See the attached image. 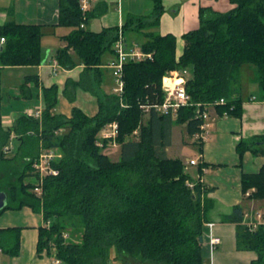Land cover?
<instances>
[{
	"label": "trees",
	"instance_id": "16d2710c",
	"mask_svg": "<svg viewBox=\"0 0 264 264\" xmlns=\"http://www.w3.org/2000/svg\"><path fill=\"white\" fill-rule=\"evenodd\" d=\"M151 1L149 16L129 18L121 29L124 35L147 30L140 48L152 58L124 65L123 93L117 96L102 91L100 66L106 53H114L118 27L91 31L89 20L106 11L103 5L83 19L79 0H59L58 26L69 33L62 37L66 46L56 51L55 59L63 69L83 66L77 81L66 80L62 94L73 102L77 89L94 93L97 113L92 117L78 108H72L70 117L54 113L58 86L53 84L42 89L40 120L22 114L11 127L2 128V68L35 67L44 54L40 26L6 22L0 27L5 40L0 51V187L13 193L6 209L26 206L40 214L45 226L38 229L37 253L54 248L61 264H205L199 238L208 210L202 196L208 191L185 173L181 160L166 157L163 149L170 144L173 124H184L190 137L199 133L202 122L195 117L196 106L180 108L176 117L152 109L143 123L140 105L161 101L160 85L167 71L185 75V90L193 104L225 99V105L215 106L218 116L241 117L243 66L252 69L264 92V0H230L234 8L225 13L201 8L198 28L182 35L179 58L173 35L148 31L158 26L163 12L162 0ZM88 81L96 83V91L87 86ZM21 87L24 92L25 84ZM111 122L118 124L116 161L96 144L99 131ZM12 133L18 141L16 154L5 159L3 148ZM134 134L137 139L131 140ZM261 139L264 142V136ZM202 142L193 145L201 150ZM250 143L255 141L237 145L240 158ZM42 148L55 149L61 157L53 163L58 175L46 177L42 196L36 197L32 188L38 179L31 164ZM260 148L264 152V146ZM18 158L23 162L19 169L11 166ZM205 167L199 164L198 172ZM16 175L18 185L8 184ZM241 189L246 200H264V165L256 173L241 175ZM242 216L240 206L229 216L236 224V248L256 253L250 264H264V227L249 232L241 225ZM17 229H8L16 238L12 247L0 243L12 255L17 253Z\"/></svg>",
	"mask_w": 264,
	"mask_h": 264
},
{
	"label": "crops",
	"instance_id": "0c3cea01",
	"mask_svg": "<svg viewBox=\"0 0 264 264\" xmlns=\"http://www.w3.org/2000/svg\"><path fill=\"white\" fill-rule=\"evenodd\" d=\"M100 5H103L102 8H106V11L100 16L91 18L87 26L89 30L94 32H98L103 28L122 26L129 18L149 16L153 10L151 0H91L89 11L94 8L99 9L98 6ZM162 7L163 12L158 26L148 31H153L162 36L173 35L176 38L175 57L179 58L184 48L182 35L198 28L199 10L201 8L225 13L234 8V5L231 4L230 0H162ZM58 10L59 0H0V27L6 22L40 26L42 32L40 44L44 54L43 61L38 66L2 68V73L7 69H12L11 71L15 73H24V78L19 80L14 89L9 90V92L13 90L14 92L9 94L6 91L8 92V94L5 93L6 98L8 100L22 98L31 101L34 108L30 107L25 110L23 114L26 115L36 107H43L42 89L55 84L58 86V102L54 113L70 117L72 108H78L87 116L92 117L97 113V106L94 104V110L91 106L88 108L84 106L86 99L83 97L84 92H81L82 89L76 90L73 102L68 101L62 94L66 80L77 81L83 66L78 65L71 70L60 67L55 74L51 73V60L55 59L57 50L66 46V42L62 37L69 33L68 28L58 26ZM146 31L136 32L131 30L127 32L125 34L126 43L129 46L137 44L135 37L140 34L145 38L144 32ZM3 44L4 42L0 40V51ZM108 56L109 59L105 60L100 66V69L104 71L103 82L106 76L111 79L110 81H113L110 70L105 67L111 59V54H108ZM250 71V82L259 91V94L256 97L251 95L245 101L242 100L241 117H216L209 128L206 139L202 142L201 150L194 145L199 155L196 158H177L183 164L186 163V166L184 164L185 173L192 180L199 181L203 189L208 191L202 196L208 207L201 242L205 264H250L251 261L256 259V253L253 251L237 250L236 224L229 219L233 208L236 206H240L243 212L251 209H264V200H246L241 189V175L243 173H256L264 165V152L260 151V147L264 146L261 139L264 136V92L254 81L252 69ZM23 84H25V87H23L24 92L21 90ZM105 85V83L102 85L103 91L108 94L112 93L114 87L111 86V89L105 90ZM241 86L240 77V92ZM1 90L4 92L3 88ZM95 103L97 104L96 101ZM15 120L12 117L4 118L1 114L2 128L11 127ZM252 139L255 143H250V148L245 150L240 158L236 151L237 145L240 142H249ZM13 140L16 142V150L18 141L13 133L10 136V142L6 146L11 147ZM254 150L257 153H254ZM10 151H14V149L11 147ZM191 159H198V165L206 164L201 173L197 170L198 165L191 166L187 164V161ZM22 208H7L5 211L0 212V215L3 216L2 214L8 210L20 211ZM27 221L29 222L0 224V242L8 248L12 247L16 241V238L12 237L8 229L18 228L17 253L12 255L0 248V264H49L51 254L47 252L37 253L38 229L40 226L45 225H38L33 218L27 219ZM210 237L220 238V245L215 247L214 250L209 245Z\"/></svg>",
	"mask_w": 264,
	"mask_h": 264
},
{
	"label": "built area",
	"instance_id": "2783aa9c",
	"mask_svg": "<svg viewBox=\"0 0 264 264\" xmlns=\"http://www.w3.org/2000/svg\"><path fill=\"white\" fill-rule=\"evenodd\" d=\"M91 0H79V6L82 11L83 19L86 18V13L89 12ZM84 28V24L80 25ZM1 42H4L2 37ZM112 49L114 53L111 55V59L105 67L110 70L113 81L114 89L113 93L117 96H121L123 93V69L127 62H140L144 60H151L152 53H144L140 46L133 44L129 46L126 43L125 35L122 32L121 26L118 27L117 39L115 40ZM50 67L52 68V74L60 69L56 59L51 60ZM173 74V73H172ZM186 77L178 72L174 75H164L161 80L160 91L162 94V99L160 102H149V104L140 105L141 111L144 116H147L150 110H154L160 115L170 114L172 117H176L177 111L182 107L196 106L195 117L201 119V125L199 126V133L194 135L195 141H203L206 139L209 133V128L212 122L218 115L216 114L215 106L225 105L226 100L221 98L218 101L210 104H193L190 97L185 90ZM147 100V98H146ZM43 107H36L33 111L26 113L27 116L40 120L42 116ZM223 116H227L226 113ZM118 135V124L116 122H111L106 124L98 133L96 144L107 153L109 147H116L118 144L116 142V137ZM104 141L106 144L104 146ZM108 147V148H107ZM107 148V149H106ZM5 153H9L11 150L10 146H6L4 149ZM61 154L57 153L55 149H41L38 157L32 161L31 169L32 173L38 179V183L32 188V193L36 197L42 196V184L46 177L56 176L59 170L53 166L58 159H60ZM198 159H191L187 161L188 165H198ZM189 187L193 186V183L188 182ZM241 224L244 225L249 232L256 231L259 227H264V209H251L249 211L243 212ZM48 226V222L46 223ZM64 238H67V234H63ZM210 244L212 246L220 245L219 237H210ZM42 252H47L51 254L49 256V264H61L60 260L56 257V250L51 248L50 251L43 250Z\"/></svg>",
	"mask_w": 264,
	"mask_h": 264
},
{
	"label": "rangeland",
	"instance_id": "374dc122",
	"mask_svg": "<svg viewBox=\"0 0 264 264\" xmlns=\"http://www.w3.org/2000/svg\"><path fill=\"white\" fill-rule=\"evenodd\" d=\"M67 30H65V31H67ZM135 39L137 41V44L140 46L142 43L145 42V38H143L140 34L137 37H135ZM108 59H109V56H108V53H106L103 56L102 61L104 62L105 60H108ZM11 70L12 69H7L6 71H3V73H2L1 88H3L4 92H1V93L2 94L4 93V96H3V100H2L1 114L4 118L12 117L14 120L20 114L22 115L25 110H28V108L33 107L34 105H33V103H31V101H28V100H25L22 98L13 99V100H10V99L8 100L6 98V94H8L9 90H11L12 88L14 89V86H16L18 84L19 80L20 79L22 80L24 78V73L22 74V73H19L17 71H16L17 73H15ZM175 72H177V71H167L165 73V75L171 76V75H174ZM179 74H181V73H179ZM186 74L188 76L189 72H187ZM240 74H241L240 77H241V85H242L241 86V99L243 101H245L251 95L252 96L254 95L256 97L259 94V91L254 86H252V84L250 82V77H251L250 69H248L247 66H244L241 68ZM252 76L254 77L253 72H252ZM110 80L111 79H109V77L106 76L105 81L102 82V84H101V88H102L103 83L106 84L105 90L111 89L112 87H115L114 81H110ZM88 84H89V86L92 87L93 91L97 90L96 89V83H94L93 81H91V82L88 81L87 86H88ZM6 91H8V92H6ZM102 91H103V88H102ZM11 92H14V90ZM11 92H9V94H11ZM81 92H84L83 97L86 99V101H85L86 104L84 106L86 108L91 106L92 110H94V104L97 106V104L95 103V101L97 102V98L95 96H93L94 93L92 94V93L88 92V94H87V91H83V90ZM104 93L108 94L106 92H104ZM112 93H113V91H112ZM60 100L62 101V99H60ZM58 107H59V104H58ZM146 121H147V116L143 115L142 122L146 123ZM185 130L186 129H185L184 124L183 125H181V124H173L172 125V128L170 130V140H171L170 144L163 148L166 157H168V158H179L180 157L181 159H183L185 157L196 158L199 155L197 148L192 144L194 142V137L193 136L190 137L186 133ZM136 136H137V134L136 135L134 134L133 136H131L130 139L136 140L137 139ZM15 144H16V142L13 140V144H11V147L14 149V151H9V153H5L3 150V154H4L3 157L5 159H7L8 157H14L15 156V154H16ZM102 153H104V150H102ZM119 154H120L119 145H117L116 147H114V146L109 147L107 149V153H106V155L110 159L115 160V161L118 159ZM22 163L23 162L21 161V159L18 158L14 162L11 163V166H15L16 168L19 169V167L22 165ZM184 164L186 166V163H184ZM31 181H33V180H31ZM17 182L18 181H17V175H16L11 179L10 184L12 186H16V185H18ZM6 189L8 190V188H6ZM11 194L13 195V193H11ZM2 215L3 216L0 215V224H20V223H24V222L27 223V222H29V221H27V219H31V218H33L34 221H36V223L38 225H44L45 224L42 221L40 214L34 213L29 207H26V206H24L22 208V210H20V211L8 210L6 213H4ZM209 245H210L211 249H213V250L215 247L218 246V245L212 246L210 244V239H209ZM112 264H114V263H112ZM206 264H210V263H206Z\"/></svg>",
	"mask_w": 264,
	"mask_h": 264
},
{
	"label": "flooded vegetation",
	"instance_id": "af4514ba",
	"mask_svg": "<svg viewBox=\"0 0 264 264\" xmlns=\"http://www.w3.org/2000/svg\"><path fill=\"white\" fill-rule=\"evenodd\" d=\"M21 171H23V170H21ZM22 173V172H21ZM26 173H28V172H26ZM19 178H20V176H18L17 175V181L19 182ZM28 179V178H27ZM7 183L8 184H10L11 183V180L10 181H7ZM4 188H6V186L5 187H0V192H2V193H4L5 195H6V203H7V207H8V203H9V201L11 200V196H12V194H11V192H9V190H7V189H4ZM3 211H5V209L3 210ZM2 212V211H1Z\"/></svg>",
	"mask_w": 264,
	"mask_h": 264
},
{
	"label": "water",
	"instance_id": "95a60500",
	"mask_svg": "<svg viewBox=\"0 0 264 264\" xmlns=\"http://www.w3.org/2000/svg\"><path fill=\"white\" fill-rule=\"evenodd\" d=\"M6 207H7L6 195L0 192V212L6 209ZM199 241L202 242V237L199 238Z\"/></svg>",
	"mask_w": 264,
	"mask_h": 264
}]
</instances>
